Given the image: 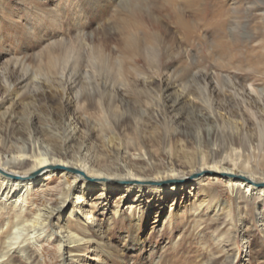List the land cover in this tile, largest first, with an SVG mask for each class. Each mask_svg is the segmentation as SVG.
Listing matches in <instances>:
<instances>
[{"label":"bare ground","instance_id":"6f19581e","mask_svg":"<svg viewBox=\"0 0 264 264\" xmlns=\"http://www.w3.org/2000/svg\"><path fill=\"white\" fill-rule=\"evenodd\" d=\"M55 1L54 8L48 9L47 3L42 1L20 0L22 6H30L29 9L27 8V19L30 22L37 21L34 28L41 31L42 22L39 21L41 17H44L43 25L50 26L57 40L40 54V61L35 63L36 65L30 66L33 69L32 72L19 75L12 69L9 71L8 78L4 77L0 82L4 93H7L9 97L2 100L0 106L15 98L16 88L23 83H25L24 86L32 85L31 91H28L33 99L39 96L43 98L47 92L55 93L60 99L57 105L60 107L59 112H55L51 118L43 119L39 115L33 118L30 115L27 119L21 120L23 124L15 128L16 130L6 128L2 131L3 135L0 132L2 147L0 151V220L5 216V220L0 221V264H13L14 257H19L21 264H46L42 260V252L45 251L42 246L45 242L55 244L60 264L79 262L87 264V261H84L86 257L82 253L87 250L86 245L90 243L95 244V254L102 256V261L104 259L105 262L107 258L115 256L121 264H127L125 259L129 257V254L142 250L146 242L142 240L140 233L143 219L148 218L147 214L150 212L157 216L158 208L163 209L158 204L165 197L171 196L174 203L176 197L185 192L186 187L193 186V190L198 191L206 178L219 180L221 177L230 185V188L231 184H234L237 192H242L244 196L249 193L250 198L252 195L260 198L264 194V189H256L262 187L264 183V148L262 149L264 98L253 82L243 83L245 82L241 81L243 77L239 78L235 74L226 77L215 76L214 92L225 94L234 102V107L229 104L220 105L214 103L212 91H208L211 87L208 81L211 76L206 68L202 67V64H192L191 69L189 67L181 77V81L186 78L190 84L181 87L178 97L183 94L186 97L192 96L191 93L197 94V99L208 110V113L199 120L200 123H205L206 130L198 129L197 142L200 143L201 139L207 138L206 146H209L210 140L215 142L214 144L218 139L220 141L217 143V151L205 150L197 145L196 150L189 154L183 149L185 145L178 139H174L175 147L170 145L167 149L168 141L176 135L171 125L170 129L164 130L165 134L163 133L166 140L163 146L168 161V164H165L163 163L165 159L159 158L157 154L159 149L142 147L143 141L139 132L151 116L138 112L133 107L130 108L131 106L128 105L130 101H126L125 95L120 94L118 90V87H122L123 91L134 92L133 96L136 98L145 96L154 98L155 102L161 100L160 89L155 90L149 85L153 84L154 76H159L167 64L163 61L172 59L173 56L170 52L172 44L166 39L161 29L160 18L152 16L153 12L151 14L147 6H144L145 11L142 13L139 0H137L138 4L135 0H72L73 10L71 8L72 11L68 15L70 24L57 26L62 18L61 15L64 16L65 12L60 15L63 12L59 10V0ZM113 1L120 7V10H115L119 11L120 17L115 12L117 16L113 14L114 17L107 18L109 8H114ZM207 1L201 2V7L205 11L208 6ZM230 1L241 7L243 16L240 12L233 11V15H230L228 20L229 33L236 35L239 32L242 34V30H247L248 34L251 29L253 32H262L264 36V0ZM4 5V2H0L1 7ZM233 6H231L232 9ZM120 11L125 15H122ZM202 12L199 22L201 21V25H204L208 18L205 16L207 13ZM251 12L254 14L251 15ZM2 15L4 13L0 11V16ZM250 18L252 20L249 23ZM255 19L256 21H253ZM94 25L96 28L89 31ZM199 25L194 22L193 28L189 29H197ZM178 27L183 28L182 31H184L185 24L179 21ZM43 29L45 31V28ZM172 49L174 52V48ZM254 70L262 72L261 76H264V65ZM234 71L238 70L234 68ZM145 76L147 78H144ZM137 78L140 79L139 82ZM147 82L146 90L138 91L136 84L144 86ZM75 89L77 90L74 92ZM89 91L96 96V103L87 99ZM78 96L84 100L79 113L73 110V97L76 99ZM32 97L29 96V98ZM178 97L169 99V102L163 105L168 106L177 116L180 109L178 106L181 105ZM90 107H94L97 112L88 114ZM0 116L2 119L8 118L9 121L12 119L8 111ZM246 117L250 124L246 121ZM125 119L131 121L133 135L123 142L119 139L116 129L125 127L122 124ZM227 131L231 135L227 137L228 139L224 135ZM92 133L102 135L100 138L102 148L106 147V155L95 151L92 145L94 142L91 144L89 138ZM79 138L83 141L79 147L80 151L71 152L68 145ZM249 145L253 147L252 152L249 150L251 153H248ZM130 149L133 152L144 150L150 166L148 167L143 160L135 161L128 158L127 153ZM180 156H183L186 161L175 165L173 158ZM182 166L187 167V172L184 173ZM51 169L63 178V183L59 185L58 204L43 207L32 214L29 210V199L35 188L41 187L47 180L46 177L51 174ZM193 174L202 176L189 179ZM191 190L192 188L190 193ZM91 194L95 203L90 207L100 206L98 211L102 210L101 216H108L106 220L118 225L122 221L127 222L124 227L129 229L130 236L124 239L127 245L124 249H111L102 241L95 242L93 238L87 236L90 230L88 228H93L92 225H95V217L89 216L82 206ZM108 195L110 198L118 196L111 211L109 210L110 213H106L109 203ZM199 197L198 194H194L189 200L177 202L174 211L170 207L162 223V228L164 227L162 235L176 229L175 222L180 213L189 211L192 216H198L202 209L206 211L209 209L215 216H222L224 222L228 223L226 225L228 228H225L226 235H223L224 238H221L222 236L218 238L215 244L220 249L219 254L225 256L222 264H232L235 252L229 254L227 247H232L237 252L235 239L248 234L247 229L244 228L243 215L238 219L240 227L238 229L235 227L236 230L231 232L234 225L230 205L226 202L205 200L206 196H202L199 200ZM69 204L72 208H69V214L65 219ZM122 209L124 216L126 214L125 219L122 218ZM52 218H56L54 227L50 223ZM72 218L77 222V227L69 225ZM200 225L201 223H198L196 227ZM112 263V260L105 262V264ZM216 263L214 260L206 264Z\"/></svg>","mask_w":264,"mask_h":264},{"label":"rangeland","instance_id":"374dc122","mask_svg":"<svg viewBox=\"0 0 264 264\" xmlns=\"http://www.w3.org/2000/svg\"><path fill=\"white\" fill-rule=\"evenodd\" d=\"M33 1H42L47 3V8L49 7L48 9H53L56 3L55 0ZM114 1L112 2L114 8H109L107 18L114 17L115 12L120 10V7H118ZM0 2H4L6 5H4V7L0 6V11H3L4 13V15L0 16L1 82L4 77L8 78L9 71L12 69L13 72H17L19 75L25 73L29 74L32 72L33 69L30 66L33 64L36 65L35 63L40 61V54L45 51L46 47L54 43V41L57 40V37L54 36L53 31L48 24L43 25L44 17H41L39 21L42 22V27L40 29L41 31L34 28L37 21L33 20L30 22L27 19V10L30 8L29 5H26V7L22 6L20 4V0H0ZM71 2L72 0H59V10L63 12L60 13V15L64 14L65 12L66 16L65 14L64 16L61 15L62 18L57 23V26H62V24L64 26L70 24L68 22L70 19L68 15H70V12L73 10V5H71ZM138 2L142 6V13L145 11L144 6H147L149 12L151 11V14L152 12L153 14L155 13L154 15L152 14V16H156L158 19L160 18L159 20L161 29H163L166 39H168V41L172 44V48H174V52L172 51V48L170 49L171 55L173 56L172 59L163 61L167 64L161 70L159 76H154L153 84L149 85L155 90L160 89L161 100L155 102L154 98L145 96L136 98L133 96L135 95L134 92H129L126 90L123 91L124 89L122 87H118L120 94L125 95V100L130 101V104H128L131 106L130 108L133 107L136 109V111L151 116V119L148 118V121L144 123V127L139 132V136L143 141L142 147L153 150L159 149V151H157L159 158L165 159L163 160V163L168 164L167 156L165 155L166 153L164 151L165 147L163 146L166 141L164 139L163 133L165 134L164 130H169L172 125L173 129L176 131V135L175 137L173 136L172 140L168 141L167 149L170 145L171 147H175L176 145H174V139H178L183 143V145H185L183 149L189 154H192L194 150H196L195 147L197 145L201 146V148H204L205 150H216L218 148L217 143L220 141V139L217 140L216 144L210 140L209 146H206L207 138L201 139L200 143L197 142L196 135L198 133V129H205V123H200L199 120L203 118V115L208 113V110L200 102V100L197 99V94L191 93L192 96L189 97H186L183 94L181 97H178V91L180 92L181 87L190 84V82H188L189 80H186V78L181 81V77L184 76L189 67L191 69L192 64H202L203 66H201L205 67L208 74L211 76L208 80L211 83V87L208 89V91H212L211 96L213 97L214 103L216 102L220 105L229 104L230 106L234 107V102L229 97H227L225 94H218L214 92V77L217 75L226 77L227 75L232 76L235 74L239 76V78L243 77V80L241 81H245L243 83L253 82L257 91L262 93L263 95L261 96L264 98V76H261L262 72L260 73L254 70L256 67H262L264 65L263 33L260 31L253 32L250 29L248 34L246 33L247 30H242V34L239 32L236 35H231L228 31V20L231 17L230 15H233L234 11L240 12L243 16V12L238 4H234L230 0H208L206 11L201 7L202 0H139ZM138 2L135 0L136 4H138ZM231 6L234 8L232 9ZM112 11H114V13ZM201 11L207 13V15L205 14L206 18H208L205 23L206 26H204L205 24L201 25V21L199 22ZM230 11H232V13ZM118 12L116 13L118 14V17H120ZM257 12H255V14L259 15ZM120 13L125 15L124 12L120 11ZM215 14L216 16L214 17ZM253 14L254 12H251V15ZM251 20L252 19L250 18L249 23ZM179 21H182L185 24L184 31H182L183 28L178 27ZM253 21H256V19ZM194 22L195 24L196 22L200 24V27L190 30L189 28H193ZM32 28H34V30ZM43 28H45V31ZM94 28H96L95 25L89 31H92ZM184 37L186 39H184ZM30 46L31 48H28ZM29 58L33 60H30ZM228 68L229 70L227 71ZM234 68L238 71H234ZM193 72H195V70ZM139 78H137L138 82L140 81ZM144 78H147V76ZM130 81H132V79H130ZM24 85L25 83L19 85L16 88L17 94L15 98L13 97V99L10 101L8 100L5 102L3 106H0V115L5 111H8L12 116L10 121L8 118L2 119L0 116V132L6 128L7 130L9 128L11 130L13 128L15 129L20 127L21 124H23L21 120L27 119L30 117V115H32L33 118L36 117V115H39L43 119H47L49 117L51 118L55 112H59L58 108L60 107L57 105H59L60 99H58L55 93L47 92L45 93V97L40 98L39 96V98L35 97L36 99H33L28 91H31L32 85ZM136 85L138 86V91H143L146 90L145 88L148 85V82L146 85H144L145 87L139 83ZM76 90L77 89H75L74 92ZM89 93L90 94L87 99L96 103V96L93 95L92 91H89ZM0 96V104L2 100L9 98L7 97L8 94L4 93L1 83ZM29 96L32 98H29ZM176 97H178V100L181 103V105L178 106L180 108L179 112H177L179 116L172 112L168 106H163L169 102V99H174ZM73 98V110L79 113V108L82 107L84 100L79 98V96L76 99L75 97ZM151 101L152 103H149ZM167 105L170 106L171 104ZM215 111L216 110H214V112ZM96 112L97 111L94 109V107H90L88 114H95ZM246 119V121L250 124L249 119L247 117ZM44 123L43 126L46 124ZM122 124L125 127H121L122 129L119 128V130L117 128L116 131L119 139L123 142H126V140H128V138L133 135V130L131 129L132 125L131 121L128 119L122 121ZM38 125L36 126L41 128ZM40 125H42V122H40ZM1 135H3V132ZM224 135H226V138L231 136L228 131ZM101 136V134L92 133V135L89 137L90 143L92 144L94 142L92 145L95 151L102 152V154L106 155L107 150L106 147L102 148V141L100 138ZM81 140L82 139L79 138L76 142L70 143L68 145L69 150L71 152H79V147L83 142ZM252 148V145H249L248 153L252 152ZM263 148L264 145L262 146V149ZM1 150L2 147L0 146V151ZM138 151L139 152H133L130 149V151L127 153V157L135 161L143 160V162L149 167L150 161L148 160L144 150ZM190 157L191 156H189V158ZM185 161L186 160L183 159V156L173 158V163H175V165H179L181 163L183 164ZM182 170L184 173L187 172V167L182 166ZM50 171L51 174L47 175V180H45L43 185L41 184L42 186L40 185L41 187L35 188V190L32 192L31 198L29 199V210L32 214L36 213L37 210H41L43 207L55 206L58 204V194L60 189L59 185L63 183V178L59 174L54 173L52 169ZM200 176L202 175L193 174L191 177H189V179L191 178L192 180L195 178H200ZM77 186H79V184ZM190 188H192L191 193ZM193 189V186L186 187L185 192L182 195L179 194L176 197L174 203L172 202L171 196H167V198L165 197L163 201L158 204L161 205L163 209L160 207L158 208L159 214H157V216H155L152 212L147 214L148 218L143 219L144 222L142 221V230L140 232L142 240L146 242L143 245V249L137 251V253L135 252L134 254H129L127 252L129 254V257L125 259L127 264H206L211 263L214 260H216V264H222L224 262L225 256L219 254L220 249L216 246L215 242L221 236V238H224L226 235L225 228H228V226H226L228 223L227 221L224 222V218L222 216H215V214L212 213L211 210L209 211V209L207 211L202 209L198 216H192L189 211L187 213H180L178 220L175 222L177 226L176 229L173 231L169 230L170 233L168 232L166 235H162V233H164V227L162 228V223L166 218L170 207H172L174 211L177 202L187 199L189 200L194 194H198V196H200L199 200L202 199V196H206L205 200L209 199L212 200V202L219 201V203L226 202L230 205L232 223L234 225L231 232L236 230L235 227H237V229L240 227L238 219L241 215H243V224L245 225L244 228L247 229L248 234L235 239V243L238 248L237 252L234 251V248L227 247L229 254L235 252V258L233 259L232 264H264V194L261 195L260 198L255 197V195H252L250 198L249 193L244 196L242 192H237L236 186L234 184H231L230 188V185H228V183L222 177L219 178V180L206 178L198 191H194ZM256 189H264V183H262V187H257ZM93 194L89 196L90 198H86L82 206L83 210L87 211L89 216L93 215L95 217V225H92L93 228H88L90 230L89 233H87V236L93 238L95 242L102 241V243L109 245L111 249H124L125 246H127L124 243V239H127L130 236L129 229L124 227L127 222L124 221V223L122 221L118 225L116 223L113 224L111 221V224L110 220H106L108 219V216H101L102 210L98 211L100 206H98V208H94L92 206L90 207V205L95 203ZM109 196L110 195L107 197L109 199V203L106 213H110V209H112L113 203L116 201L115 199L118 198V196L111 198ZM188 204L189 201L187 205ZM69 208H72L71 204H69L66 209L65 219L69 214ZM125 216L122 209V218L125 219ZM65 219L63 221H65ZM3 220H5V216L1 217L0 221ZM115 221H117L116 218ZM50 223L51 226L54 227L56 224V218H52ZM198 223H201V225L196 227ZM96 224L98 225L97 227ZM69 225L72 227H77V222L74 220V218H72ZM98 228L100 229L98 230ZM230 236L232 238V233ZM42 247L43 250H45L42 252V260L46 264H60L58 253L55 250V244L53 242H45L43 243ZM86 248L87 250H85L82 254L86 257L84 261H87V264H105L106 261L110 260H112V264H121L118 257L115 256L107 258L105 262L104 259L102 261V256L95 254L96 249L94 243L86 245ZM204 248L207 249L205 250ZM12 263L21 264L22 262L20 261L19 257H14ZM77 264L81 263L79 262Z\"/></svg>","mask_w":264,"mask_h":264},{"label":"water","instance_id":"95a60500","mask_svg":"<svg viewBox=\"0 0 264 264\" xmlns=\"http://www.w3.org/2000/svg\"><path fill=\"white\" fill-rule=\"evenodd\" d=\"M72 172H75V171H72ZM196 176V175H195Z\"/></svg>","mask_w":264,"mask_h":264}]
</instances>
